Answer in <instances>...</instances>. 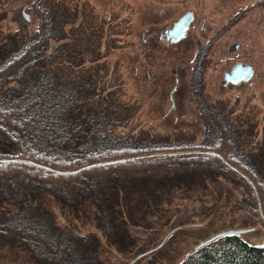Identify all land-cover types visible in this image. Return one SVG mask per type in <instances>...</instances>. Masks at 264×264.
Masks as SVG:
<instances>
[{
  "label": "rangeland",
  "instance_id": "1",
  "mask_svg": "<svg viewBox=\"0 0 264 264\" xmlns=\"http://www.w3.org/2000/svg\"><path fill=\"white\" fill-rule=\"evenodd\" d=\"M188 11L194 23L186 36L170 46L159 41L162 27H172ZM40 33L48 39L41 55H53L52 68L61 80L96 74L91 100L132 115L117 129L129 144L203 143L206 122L215 136L214 120L222 115L232 127L230 138L241 139L243 151L235 157L245 165L241 152L250 154L263 184L253 204L246 184L237 181L209 191L186 190L192 181L183 173L144 175L125 188H138L134 191L147 201L146 208L140 202H131L130 210L121 204L115 228L111 220L99 225L94 216L75 215L44 195L58 224L85 236L89 263L179 264L198 244L228 230H247L243 240L264 245V71H259L264 68V0H0V60L40 40ZM234 44L241 47L231 53ZM244 59L259 66L256 77L223 86V72ZM218 142L213 137L209 147ZM26 251L0 247V264H32Z\"/></svg>",
  "mask_w": 264,
  "mask_h": 264
},
{
  "label": "trees",
  "instance_id": "2",
  "mask_svg": "<svg viewBox=\"0 0 264 264\" xmlns=\"http://www.w3.org/2000/svg\"><path fill=\"white\" fill-rule=\"evenodd\" d=\"M40 34V40L12 51L8 61L0 60V247L29 250L32 264H91L85 236L58 224L45 196L75 215L94 216L99 225L111 220L115 228L120 207L130 210L131 202H140L146 208L138 188H125L144 175L183 173L192 181L186 190L209 191L237 181L246 184L251 203H256L263 187L260 174L250 154L241 152L245 165L235 157L243 147L239 136L230 138L232 127L225 116L215 117L217 138L206 122L203 143L180 148L147 147L141 140L129 144L117 129L132 115L91 100L98 87L96 74L61 80L52 68L53 55H41L48 39ZM213 137L219 142L209 147ZM137 173L143 176L134 177ZM179 264H264V245H251L241 235L222 236L198 244Z\"/></svg>",
  "mask_w": 264,
  "mask_h": 264
},
{
  "label": "water",
  "instance_id": "3",
  "mask_svg": "<svg viewBox=\"0 0 264 264\" xmlns=\"http://www.w3.org/2000/svg\"><path fill=\"white\" fill-rule=\"evenodd\" d=\"M193 20V12L189 11L183 15L178 22L175 23L174 27L168 33L169 41H179L182 39ZM240 47V44H234L230 48V52H236ZM253 75L252 68L250 64L245 62L237 63L231 71H225L223 74V85H227L229 82L238 83L242 80L249 79ZM247 230H228L215 234L214 236L204 240L201 244L204 245L218 237L222 236H240Z\"/></svg>",
  "mask_w": 264,
  "mask_h": 264
},
{
  "label": "flooded vegetation",
  "instance_id": "4",
  "mask_svg": "<svg viewBox=\"0 0 264 264\" xmlns=\"http://www.w3.org/2000/svg\"><path fill=\"white\" fill-rule=\"evenodd\" d=\"M189 12V11H188ZM24 13V15H25V17H27L26 16V13L25 12H23ZM185 15V14H184ZM28 20V19H27ZM193 23H194V13H193V20L191 21V23H190V26H189V28L187 29V32H188V30L190 29V27L193 25ZM175 25V24H174ZM174 25L172 26V27H167V25H164L163 27H162V29H161V31H160V35H159V41H161V42H166L167 43V45L168 46H170V45H172L174 42H178V41H169L168 40V33H169V31L174 27ZM187 32H186V34H187ZM186 36V35H185ZM184 36V37H185ZM183 37V38H184ZM182 38V39H183ZM144 39V41H146L147 39H146V37H144L143 38ZM182 39H180V40H182ZM241 47V46H240ZM240 47H239V49H240ZM231 48V47H230ZM238 49V50H239ZM237 50V51H238ZM236 51V52H237ZM229 52H230V50H229ZM232 53V52H231ZM234 53V52H233ZM239 62H245V63H248V64H250V66H251V68H252V72H253V75H252V77L251 78H249V79H245V80H242L241 82H238V83H234V82H229L227 85H229V84H239V83H243V82H245V83H247V82H250L252 79H254V77H256V75H257V73H256V71H257V69L259 68V66L257 67V65H255V64H253L252 62H251V60H249V59H244V60H239V61H236L235 63H234V65L231 67V69L230 70H225V71H231L232 70V68L237 64V63H239ZM224 71V72H225ZM260 73L262 72V71H264V68L261 66V68H260ZM175 73H177V71L175 70L174 71ZM224 72H223V74H224ZM264 75V74H263ZM223 82V81H222ZM223 84V83H222ZM227 85H225V86H227ZM224 86V85H223ZM175 91V90H174ZM174 93V92H173ZM173 93H172V95H173ZM172 98H173V96H172Z\"/></svg>",
  "mask_w": 264,
  "mask_h": 264
}]
</instances>
